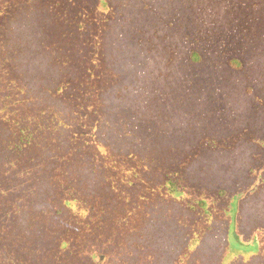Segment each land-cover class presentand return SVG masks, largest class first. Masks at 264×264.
<instances>
[{"label": "rangeland", "instance_id": "rangeland-1", "mask_svg": "<svg viewBox=\"0 0 264 264\" xmlns=\"http://www.w3.org/2000/svg\"><path fill=\"white\" fill-rule=\"evenodd\" d=\"M4 1L6 6L2 7L10 10L7 15L17 3ZM33 1L45 5L20 15L19 19L24 22L21 26L30 23L33 31H42L44 41L46 35L51 44L66 41L71 50L89 49L85 50L89 54L91 48L86 42L92 38L97 79L91 93L82 89L83 99L90 107L86 112L91 113L86 133L92 139L111 143L114 148L104 146L100 151L98 144L94 145L82 132H67L72 151L66 154V159H75L77 153V161H73L75 168L79 164L81 168L78 177L84 189L78 196L82 207L80 218H75L72 225L58 221L57 227H50L51 214L40 208L31 221L19 226L20 209L14 208L10 218H14L15 224L0 225V261L3 264H264V190L253 197L259 192L253 189L252 195L241 202L238 240L241 245L237 248L227 245L225 250L222 239L225 230L220 224L211 229L209 241L196 233L200 222L190 227L196 232L188 233L184 239L179 237L177 217L182 224L189 218L184 212L191 211L189 207L186 209L181 196L167 194L162 185L168 172L178 170L185 175V181L195 182L191 184L198 188L192 186L188 193L191 198L195 192L222 195L219 189L224 184L226 187L221 191L232 193L241 187L238 183L264 178V18H250L256 2ZM241 13L243 20L238 18ZM38 16L47 17L49 32ZM87 22L91 27L85 28ZM5 25L6 21L0 19V29ZM137 45L142 47L140 54L132 52ZM194 51L197 60L190 58ZM238 53L241 56H236ZM233 57H240L245 66L230 68L228 63ZM128 63L140 67L141 78L135 80L129 76L131 73L124 72L126 85H123L115 72L118 65ZM125 86L138 89L141 98L128 96ZM184 89L187 93H183ZM55 94V98L65 95ZM25 119L28 118L21 120ZM4 123L0 120V127ZM114 152L122 160H116ZM45 157L37 159L35 154L26 152L11 156L7 169L0 171L1 203L12 196L17 204L21 201L41 206L55 198L44 192L58 166L50 164L40 172L43 166L33 165L28 174L22 173L35 160L44 164ZM90 170L97 177L93 178ZM173 183L178 186L179 178ZM40 185H46L42 192L38 190ZM65 186L69 190L68 182ZM196 205L200 204L195 201L194 209L200 212ZM215 215L224 214L219 209ZM171 220L173 224L168 223ZM37 229L44 230L39 233L40 239L34 232ZM9 230L11 233L3 234ZM226 230L230 231L228 227ZM183 245L189 249L207 245L208 249L191 257L181 249Z\"/></svg>", "mask_w": 264, "mask_h": 264}, {"label": "trees", "instance_id": "trees-1", "mask_svg": "<svg viewBox=\"0 0 264 264\" xmlns=\"http://www.w3.org/2000/svg\"><path fill=\"white\" fill-rule=\"evenodd\" d=\"M230 1L232 0H228V2ZM242 1L233 0L232 3L241 2L243 4ZM253 1L256 3L254 4L255 8H251V10H254L250 13V18L254 20L256 19L255 16L264 18V0ZM15 2L17 4L11 8V12L7 15L5 13L10 10L6 11L3 8L6 6L4 0L0 2V19L6 21V25L0 29V120L5 122L0 127V171L7 169L12 159L11 156L21 152L33 153L37 159H42L43 156H46V162L44 164L35 160L28 170L22 172L24 174H28L33 165H42L43 168L40 172L47 170L51 166L50 164L58 167L51 176L52 179L50 178L47 192H44L46 194L50 193V196H54L55 198L47 205L42 204L41 206L35 203H23L21 201L17 204L15 197L10 196L9 193L10 198L5 199L2 203L0 202L3 205V215L0 216V225L12 226L15 224L14 218L10 217L12 216L11 212L16 207L20 209L19 212L21 213L19 226L26 224L27 221H31L30 218H33V215L37 211H40V208H44L45 212L51 214L50 227H57L58 221L60 224L64 222L72 225L75 218L79 219L81 216L82 207L79 205L80 200L78 196L84 188L79 184L81 179L78 176L81 168L79 169L78 167H80V164L75 168V161H77L78 154L74 153L76 157L73 160L75 161L66 159V154L72 151V147L68 146L67 132L74 131L76 134L82 132V135L92 139L86 133L87 128L90 127L89 121H91V113L86 112L90 107H87L83 99L82 89H86L88 93H91L96 87L95 45L92 38H90L86 44L91 49L88 52L89 54H86L85 50L87 49L73 48L71 50L66 41L60 40L55 44H51L46 35L44 41L41 38L42 31L39 33L33 31L30 23L26 24V26H21L24 22L19 17L31 11H36L38 7L44 6L45 4L41 5L42 3L33 0H15ZM38 17L44 21L49 32L47 17ZM238 18L239 20H243L242 13ZM27 22L29 21L27 20ZM88 27H91L90 22L85 23V28ZM82 28L81 26L79 29ZM262 35H264V31ZM181 45L180 43V47ZM199 48L201 49L202 47ZM132 49H134L132 51L134 54H140L142 52L140 45ZM196 54V51L191 52L190 58L197 60L198 57ZM194 55L196 58H193ZM236 56L241 55L238 53ZM139 59L141 60V58ZM228 64L230 68L236 70L245 66L244 61L240 57L231 58ZM33 67L35 68L32 69ZM139 70L140 67L135 64L118 65L115 76L118 78V81L126 85V82L123 80L126 77L124 76V72H126V75L131 73L129 76L136 80L141 78V71ZM111 79L113 80L112 76ZM84 83H87L88 87L87 85L83 86ZM125 91L128 96L136 99L141 98V92L138 89H126L125 86ZM54 92L57 94L65 93V95L64 97L58 96L55 98L54 96L56 94ZM183 93H187V89H184ZM198 97L202 96L199 95ZM72 102H74V105ZM45 111L46 113H44ZM3 114L5 116H2ZM24 117L33 121L28 119L21 120ZM82 129L83 131H81ZM195 130L199 131L197 128ZM91 142L94 145L98 144L100 151L104 146H112L107 141L103 142L92 139ZM113 151L120 150L114 149ZM131 151L134 152L135 150ZM115 154L117 153L114 152V158L116 160L120 159L115 157ZM121 154L123 153L121 152ZM121 156L124 157V155ZM179 172L178 170L168 172L167 179L162 184L167 189V194L174 193L181 196L186 209L189 207L191 211L188 213L184 212V214H188L189 218H185L182 224L181 220L177 217L176 223L180 228L179 237L184 239L188 233L196 232L192 231L190 227L193 226V223L200 222L198 224L200 227L196 233L202 235L203 239L207 237L205 240L209 241V234L213 230V226L220 224L225 230V234L222 237L225 250L227 245L232 248H237L238 245H241L238 241L241 202L247 196L252 195L251 191L253 189H256L255 192L259 191L253 197H257L263 192L264 178L255 182L238 183V186L241 185V187H238V190H234L232 193L221 191L226 187L224 184L219 189L222 195L198 194V192H195L191 198H188V193L191 192L190 189L192 186L195 187L191 183L195 182L185 181V175ZM95 173L94 170H90L93 178ZM0 177H3V173H1ZM31 178L33 177L31 176ZM176 178H179L178 186H175L173 183ZM66 182L69 183V190L68 186H65ZM63 186L66 187L69 195L65 193ZM39 187L38 190L42 192V187L46 188V185H40ZM196 189L198 190V188ZM23 190L30 191L28 189ZM195 201L200 204L198 206L196 205L200 209V212L194 209ZM219 209L224 215L218 217L215 215V210ZM192 211H195V213ZM31 212V217H29ZM229 213L231 216H227ZM233 213L234 219L232 220ZM168 223L173 224L174 221L171 220ZM226 227L230 231L226 230ZM26 229L31 230L30 228ZM12 230L14 231L15 229ZM12 230L6 231L3 234L11 233ZM36 231H34L36 238L40 239L39 233L41 231L44 232V230L37 229ZM0 235L2 234L0 233ZM88 243L93 245V242ZM181 249L193 257L201 251L204 254L208 246L195 245L189 249V246L183 245ZM196 258L202 260L201 256ZM0 264H3V262L0 261Z\"/></svg>", "mask_w": 264, "mask_h": 264}]
</instances>
